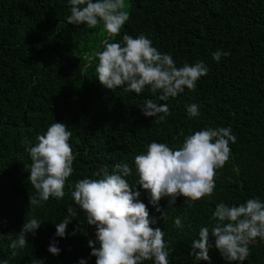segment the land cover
Listing matches in <instances>:
<instances>
[{
    "label": "trees",
    "instance_id": "trees-1",
    "mask_svg": "<svg viewBox=\"0 0 264 264\" xmlns=\"http://www.w3.org/2000/svg\"><path fill=\"white\" fill-rule=\"evenodd\" d=\"M126 4L129 20L110 42L143 34L160 53L171 55L177 67L203 61L209 68L194 92L185 89L175 98L156 101L169 107L161 123L139 110L145 100H156L148 89L137 95L124 86L111 91L100 85L98 61L89 59L107 34L102 26L69 25L68 0H0V264H78L80 259L95 264L87 246L95 228L82 213L68 224L64 238L55 232L67 208L76 207L71 195L75 182L97 178L94 173L105 165L110 172L119 162L133 168L126 179L156 219L152 227L164 231L165 243L174 250L169 264H229L212 237L210 260H195L192 241L201 227L214 223L216 204L238 206L251 198L264 202V0ZM217 50L230 55L214 61ZM191 104L199 106L197 117L188 116ZM54 122L65 123L72 132L74 171L62 199L31 206L29 197L37 194L28 180L31 160L22 141L27 137L35 144ZM229 126L236 142L230 143L229 161L217 171L213 196L192 207L182 197L171 205L163 198L157 205L161 211H156L149 194L136 186L134 157L152 142L176 148L195 131ZM33 217L40 227L26 236L28 246L11 256V240ZM177 217L183 227L175 226ZM78 223L82 228L71 235ZM53 242L59 255L47 251ZM249 253L243 264H264V240L251 242Z\"/></svg>",
    "mask_w": 264,
    "mask_h": 264
},
{
    "label": "clouds",
    "instance_id": "clouds-1",
    "mask_svg": "<svg viewBox=\"0 0 264 264\" xmlns=\"http://www.w3.org/2000/svg\"><path fill=\"white\" fill-rule=\"evenodd\" d=\"M69 25H86L88 28L102 26L109 37L102 50L96 54V79L101 86L114 90L124 86V91L139 95L148 89L156 100L147 99L140 107L146 118H155V123L164 122L170 114L167 101L183 93L185 89L196 90L197 81L208 74L209 68L203 61L185 63L177 67L172 56L160 53L146 36L133 38L125 34L122 42H110L119 36L129 20L126 0H68ZM228 51L217 50L212 59L220 61ZM189 118L199 115V106L187 108ZM72 132L65 123L54 122L36 142L27 137L22 141L30 156L28 180L37 195L29 197V205L41 206L49 198L64 197L65 184L72 175L76 155L69 140ZM236 137L231 127L206 128L186 135L179 147L166 143L152 142L146 152L134 157L136 186L149 194V201L156 211L158 202L168 198L169 205L182 197L188 207L210 199L216 188V174L229 161L230 143ZM133 168L126 162L116 163L111 172L107 165L100 167L95 179L83 178L74 184L72 200L76 207L67 208V216L56 225L55 235L64 238L69 223L81 213L88 226H94L95 238L88 240L90 256L95 264H169V249L164 240V231L153 228L155 218H150L147 206L139 201L140 191L126 179ZM78 209V210H77ZM162 215L165 216L163 213ZM210 227H201L198 239L192 241V252L197 261H209V249L213 246L229 264L243 262L249 256V244L257 238L264 240V202L251 198L244 203L226 205L218 203L211 217ZM183 227L181 218L174 221ZM41 222L35 217L24 222L17 238L9 245L11 256L28 246L26 236L35 234ZM82 228L78 223L71 235ZM2 238V237H0ZM47 251L59 255L55 242ZM3 264H7L4 261ZM78 264H86L80 259Z\"/></svg>",
    "mask_w": 264,
    "mask_h": 264
},
{
    "label": "water",
    "instance_id": "water-1",
    "mask_svg": "<svg viewBox=\"0 0 264 264\" xmlns=\"http://www.w3.org/2000/svg\"><path fill=\"white\" fill-rule=\"evenodd\" d=\"M108 39H109V37L107 36V37L105 38V40H108ZM105 40H104V41H105ZM104 41L98 46V48H97L96 52L94 53L93 57L89 59V62L92 61V60H94V59L96 58V54H97L98 51L101 50Z\"/></svg>",
    "mask_w": 264,
    "mask_h": 264
}]
</instances>
